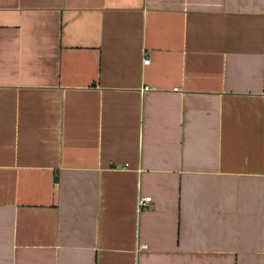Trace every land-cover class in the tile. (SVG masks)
<instances>
[{
	"label": "crops",
	"instance_id": "0c3cea01",
	"mask_svg": "<svg viewBox=\"0 0 264 264\" xmlns=\"http://www.w3.org/2000/svg\"><path fill=\"white\" fill-rule=\"evenodd\" d=\"M0 264H264V0H0Z\"/></svg>",
	"mask_w": 264,
	"mask_h": 264
},
{
	"label": "built area",
	"instance_id": "2783aa9c",
	"mask_svg": "<svg viewBox=\"0 0 264 264\" xmlns=\"http://www.w3.org/2000/svg\"><path fill=\"white\" fill-rule=\"evenodd\" d=\"M149 60L145 59L144 60V64H148ZM148 88H144V90H147ZM175 91H178L179 88H174ZM151 202V197L150 196H145V197H141L138 199L137 205H138V209H144L145 207L148 206V204ZM145 245L142 246V248H144Z\"/></svg>",
	"mask_w": 264,
	"mask_h": 264
}]
</instances>
